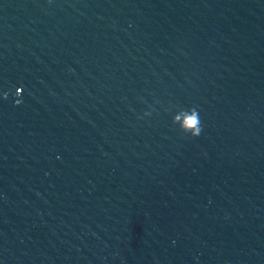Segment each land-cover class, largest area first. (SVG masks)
<instances>
[{
    "label": "water",
    "instance_id": "95a60500",
    "mask_svg": "<svg viewBox=\"0 0 264 264\" xmlns=\"http://www.w3.org/2000/svg\"><path fill=\"white\" fill-rule=\"evenodd\" d=\"M0 264H264V0H0Z\"/></svg>",
    "mask_w": 264,
    "mask_h": 264
}]
</instances>
